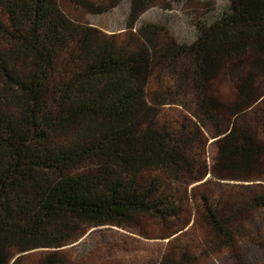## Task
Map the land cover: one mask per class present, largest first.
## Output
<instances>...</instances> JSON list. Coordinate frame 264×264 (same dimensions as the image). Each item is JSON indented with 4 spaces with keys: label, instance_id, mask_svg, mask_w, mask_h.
Instances as JSON below:
<instances>
[{
    "label": "trees",
    "instance_id": "16d2710c",
    "mask_svg": "<svg viewBox=\"0 0 264 264\" xmlns=\"http://www.w3.org/2000/svg\"><path fill=\"white\" fill-rule=\"evenodd\" d=\"M124 1L0 0V264H68L142 218L169 264H264V0H223L190 43L139 24L163 0L86 22Z\"/></svg>",
    "mask_w": 264,
    "mask_h": 264
},
{
    "label": "rangeland",
    "instance_id": "374dc122",
    "mask_svg": "<svg viewBox=\"0 0 264 264\" xmlns=\"http://www.w3.org/2000/svg\"><path fill=\"white\" fill-rule=\"evenodd\" d=\"M130 4L129 0H125L113 11L103 15H88L85 20L106 33L121 32L126 27ZM226 6L227 3L223 0H163L143 13L139 24H163L178 41L190 43L195 37L196 21L210 19L212 15L221 13ZM211 142L212 140L208 142L207 153L209 165L212 164L214 156ZM164 230V225L154 219L142 218L140 224L134 228L122 230L110 227L94 231L77 247L67 250L68 264H169L168 255L173 252L174 246L167 240L156 238ZM202 233L203 229L197 226L193 233L187 235V242L196 244L197 237ZM243 254L248 257L251 252L244 248ZM35 256L39 255H33V258ZM248 259L253 264L249 257ZM215 264L231 263L218 261Z\"/></svg>",
    "mask_w": 264,
    "mask_h": 264
}]
</instances>
